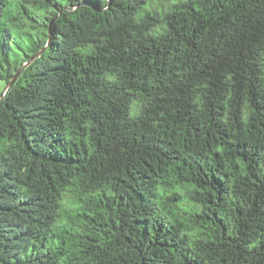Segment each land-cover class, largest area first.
<instances>
[{
    "label": "trees",
    "instance_id": "1",
    "mask_svg": "<svg viewBox=\"0 0 264 264\" xmlns=\"http://www.w3.org/2000/svg\"><path fill=\"white\" fill-rule=\"evenodd\" d=\"M0 264H264V0H0Z\"/></svg>",
    "mask_w": 264,
    "mask_h": 264
},
{
    "label": "rangeland",
    "instance_id": "2",
    "mask_svg": "<svg viewBox=\"0 0 264 264\" xmlns=\"http://www.w3.org/2000/svg\"><path fill=\"white\" fill-rule=\"evenodd\" d=\"M4 90H5V84L4 82H0V96L3 94Z\"/></svg>",
    "mask_w": 264,
    "mask_h": 264
}]
</instances>
